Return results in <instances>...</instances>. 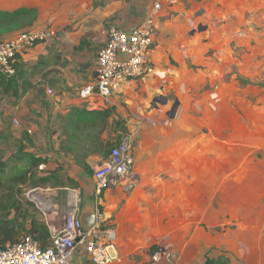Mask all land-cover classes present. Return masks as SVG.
Here are the masks:
<instances>
[{"label": "crops", "instance_id": "obj_1", "mask_svg": "<svg viewBox=\"0 0 264 264\" xmlns=\"http://www.w3.org/2000/svg\"><path fill=\"white\" fill-rule=\"evenodd\" d=\"M155 1L147 0L140 10L145 0H64V17L59 20L50 10L53 0L30 5L39 12L33 29L54 31L55 36L18 57L19 83L25 93L0 95V161L8 164L7 173L18 174L27 164L26 156L32 154L46 160L40 164L44 170L38 167L37 173L53 176V181L33 188L34 195L27 197L35 209L9 214L0 210V240L7 239L10 221L16 224L12 223L16 240L24 235L34 238L33 221L44 224L50 233L52 226L64 225L62 215L76 206L81 218L89 214L92 220L96 214L94 169L107 160L108 146L117 142L124 127L137 132L132 155L140 180L130 192L115 188L101 196L105 226L116 233L119 261L113 264H173L154 263L153 248L166 250L178 264H204L207 258L228 260L227 264H264V214L258 209L252 213L261 205L264 190L249 191L247 170L235 166L222 173L206 171L196 151L191 154L190 169L179 161L169 165L172 153L167 134L156 139L157 134L150 133L155 119L147 109L158 91L161 68L157 66L158 73L147 83L130 82L108 100L78 97L80 89L96 80V60L106 43L107 29L130 31L150 14ZM135 5L145 14L136 16L131 11ZM44 7L46 11L41 10ZM157 20L159 30L160 14ZM205 52L199 48L197 57L198 63L208 64L207 72L212 60H206ZM82 110H111L106 129L97 121L74 129L72 124L80 120L72 116L73 111ZM155 110L152 115L161 117L162 110ZM117 122H122L121 127ZM221 200L222 215L217 211ZM71 264L91 263L80 250Z\"/></svg>", "mask_w": 264, "mask_h": 264}, {"label": "rangeland", "instance_id": "obj_2", "mask_svg": "<svg viewBox=\"0 0 264 264\" xmlns=\"http://www.w3.org/2000/svg\"><path fill=\"white\" fill-rule=\"evenodd\" d=\"M38 2L48 4L47 0H0V11L29 8ZM53 2L50 10L62 19L64 0ZM147 5L145 0V5H135L131 11L143 15L145 12L137 10ZM159 22L156 74L160 68L162 72L157 75L158 91L147 110L152 114L162 110L161 117L151 114L155 120L150 133L157 134L156 139L167 134L172 153L169 165L179 161L190 169V157L196 151L206 171L222 173L235 166L246 169L249 191H263L264 0H164ZM199 48L206 51V60H212L210 71L205 72L207 63H198ZM200 72L205 74L199 76ZM14 124L19 122L14 120ZM24 195L32 197L33 189H24ZM219 203L217 211L222 215L224 202ZM260 204L264 207V195ZM260 206L252 213L258 209L264 214ZM172 258L170 263L178 264Z\"/></svg>", "mask_w": 264, "mask_h": 264}, {"label": "built area", "instance_id": "obj_3", "mask_svg": "<svg viewBox=\"0 0 264 264\" xmlns=\"http://www.w3.org/2000/svg\"><path fill=\"white\" fill-rule=\"evenodd\" d=\"M163 8L164 0L155 1L150 14L130 31L115 26L107 29L106 43L99 50L96 60V80L80 89V99L108 100L124 85L134 81L144 84L156 75L157 19ZM54 36V31L32 30L1 42L0 74L6 78L14 77L18 57ZM136 141V131L123 134L107 160L94 169L96 221L90 229L83 228L79 207L76 206L62 215L63 226L51 227L50 248L43 249L31 235H24L15 243L0 244V264H71L80 250L86 252L91 264L118 262L116 233L105 226L101 196L115 188L130 192L139 183L140 177L132 155ZM44 168V165L39 166V170ZM152 260L154 263L161 260L171 262L173 258L166 250L159 249Z\"/></svg>", "mask_w": 264, "mask_h": 264}, {"label": "trees", "instance_id": "obj_4", "mask_svg": "<svg viewBox=\"0 0 264 264\" xmlns=\"http://www.w3.org/2000/svg\"><path fill=\"white\" fill-rule=\"evenodd\" d=\"M39 18V12L35 8L22 7L15 11H0V38L12 35H19L28 29H33ZM16 75L12 78H6L0 74V95H13L16 97H21L25 93L26 89H21L18 74L17 64L15 65ZM72 116L74 118H79V122L73 123L72 127L74 129H79L82 126L88 124H94V122H102L104 129H106L109 119L112 116L111 110L104 111H79L74 112ZM117 126L121 127L122 122H117ZM129 133L128 129L122 127V133L120 134L117 142L114 145H109L110 151L118 143L120 137L123 134ZM108 155V157H109ZM27 164L18 174L7 173L8 164L6 162L0 161V210L9 214L10 211L15 210L17 213L25 209L26 212L30 209H35V204L28 200L24 195V189H33L38 187H43L50 184L53 180V176H41L37 173V168L40 164L46 162L42 158H37L30 154L26 156ZM85 170H89L87 165H84ZM21 186H24L22 188ZM102 209V208H101ZM25 217V215H23ZM14 221L6 223L7 229L5 234L7 239L0 240V244L5 245L7 243H15L19 239H13L12 235L14 233L15 225ZM12 224V228L9 226ZM9 226V227H8ZM34 239L41 245L43 249H48L52 245L51 233H48L47 228L44 224H38L33 221ZM159 249L153 248V253L157 252ZM228 260L223 259H210L207 258L204 264H227Z\"/></svg>", "mask_w": 264, "mask_h": 264}, {"label": "water", "instance_id": "obj_5", "mask_svg": "<svg viewBox=\"0 0 264 264\" xmlns=\"http://www.w3.org/2000/svg\"><path fill=\"white\" fill-rule=\"evenodd\" d=\"M88 215L89 214H86L85 216H82V218L80 217L84 229H90L95 224L96 221V214L92 215L93 217L92 220L88 218Z\"/></svg>", "mask_w": 264, "mask_h": 264}]
</instances>
